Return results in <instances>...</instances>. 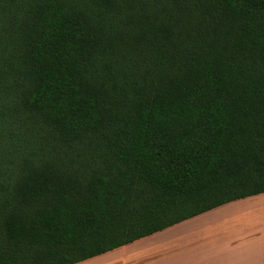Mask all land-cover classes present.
Listing matches in <instances>:
<instances>
[{"label":"trees","instance_id":"obj_1","mask_svg":"<svg viewBox=\"0 0 264 264\" xmlns=\"http://www.w3.org/2000/svg\"><path fill=\"white\" fill-rule=\"evenodd\" d=\"M260 194L264 0H0V264Z\"/></svg>","mask_w":264,"mask_h":264},{"label":"crops","instance_id":"obj_2","mask_svg":"<svg viewBox=\"0 0 264 264\" xmlns=\"http://www.w3.org/2000/svg\"><path fill=\"white\" fill-rule=\"evenodd\" d=\"M77 264H264V194Z\"/></svg>","mask_w":264,"mask_h":264}]
</instances>
